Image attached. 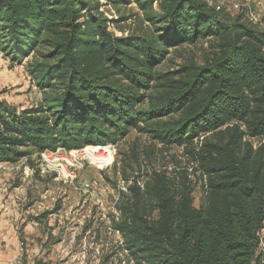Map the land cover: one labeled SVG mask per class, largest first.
Segmentation results:
<instances>
[{
  "label": "trees",
  "instance_id": "obj_1",
  "mask_svg": "<svg viewBox=\"0 0 264 264\" xmlns=\"http://www.w3.org/2000/svg\"><path fill=\"white\" fill-rule=\"evenodd\" d=\"M136 1L154 27L117 34L99 0H0V49L30 56L42 94L22 107L0 93V161L132 128L183 144L205 176L203 202L166 170L135 176L116 203L123 248L139 264H264V29L207 0ZM200 38L217 47L204 62L159 67L170 46Z\"/></svg>",
  "mask_w": 264,
  "mask_h": 264
},
{
  "label": "rangeland",
  "instance_id": "obj_2",
  "mask_svg": "<svg viewBox=\"0 0 264 264\" xmlns=\"http://www.w3.org/2000/svg\"><path fill=\"white\" fill-rule=\"evenodd\" d=\"M99 1L100 9L112 18L110 27L117 34L154 27L143 18L136 0ZM207 1L232 20L264 29V0ZM154 8H158L156 2ZM121 16L125 19L119 20ZM215 51L214 42L206 38L184 42L170 46L159 67L164 71L176 70L191 61L202 63ZM29 58L16 62L0 49V93L14 99L21 95L18 104L22 107L37 104L42 95L27 69ZM106 144L114 145L108 150L114 156L107 166L75 156L70 149L67 155L74 156L79 167H65L60 173L41 171L36 164L39 151L15 161H2L0 262L16 257L13 264H139L123 248L121 233L114 226L116 203L135 176L143 181L154 170H166L178 183L190 182L195 187V205L203 202L205 176L185 145L164 144L150 132L136 128L117 142L97 146ZM73 174L74 177L65 176ZM91 178L98 184L84 188V179ZM259 251L264 252V228Z\"/></svg>",
  "mask_w": 264,
  "mask_h": 264
},
{
  "label": "bare ground",
  "instance_id": "obj_3",
  "mask_svg": "<svg viewBox=\"0 0 264 264\" xmlns=\"http://www.w3.org/2000/svg\"><path fill=\"white\" fill-rule=\"evenodd\" d=\"M257 140H260V139L257 138L256 140H254V142L256 143ZM261 140H262L261 142L264 143V138ZM87 149L90 151V153H81L80 156H82L84 158H89V159L91 156V159L94 162L98 163L99 166H103V164H105L104 163L105 161H108V164H110V162L112 161L113 156H114L113 153L108 151V150H110V148L108 146H97L94 144H90V145H87ZM102 149H104L105 151H102ZM70 150L73 154H75V148H72ZM41 151H43V153L39 155L40 164H48L49 166H57L60 164V161H64V159H65L64 154H61L58 152H55V154H54V152L49 150V149H44ZM40 169H41V171H46V168H40ZM50 170H57L60 173L61 170H63V169L61 167H47V171H50ZM63 171H65V167H64ZM97 184H98V181H97ZM95 185L96 184H93V186H95ZM84 188L89 189V185H84Z\"/></svg>",
  "mask_w": 264,
  "mask_h": 264
},
{
  "label": "built area",
  "instance_id": "obj_4",
  "mask_svg": "<svg viewBox=\"0 0 264 264\" xmlns=\"http://www.w3.org/2000/svg\"><path fill=\"white\" fill-rule=\"evenodd\" d=\"M102 146H108L109 148L112 149V147L114 145L113 144H106V145H102ZM49 150L53 151L54 154H55V152H65V159H64V161H60V164L57 165V166H49L48 164H40L39 155L43 153V151L40 150L38 158H37V161H36V164L38 163V167L39 168H46V172H47V167H61L63 170H64V167H79L78 164L74 163V156H68L67 155V149L66 148H62L60 150H57V149H49ZM81 153H90V151L87 149V145L83 146V147H80V148H75V156H80ZM90 160H92L91 156H90ZM104 163L105 164H103V166H107L108 165V161H105ZM0 165H2V161H0ZM31 170L33 172V169H31ZM65 176L74 177L75 174H73V175H65ZM93 184H97V180H95V178L84 179V185H89V189L91 187L93 188ZM11 264H13V260L11 261Z\"/></svg>",
  "mask_w": 264,
  "mask_h": 264
},
{
  "label": "crops",
  "instance_id": "obj_5",
  "mask_svg": "<svg viewBox=\"0 0 264 264\" xmlns=\"http://www.w3.org/2000/svg\"><path fill=\"white\" fill-rule=\"evenodd\" d=\"M2 95V94H1ZM2 96H5V95H2ZM10 95H8V96H5L8 100H10V101H12V102H15V103H21V99L20 98H22L21 97V95H19L18 97L19 98H16V99H14V98H12V97H9ZM11 98V99H10ZM14 258H16V257H10V258H8V259H6V261L5 262H0V264H11V261L14 259Z\"/></svg>",
  "mask_w": 264,
  "mask_h": 264
}]
</instances>
